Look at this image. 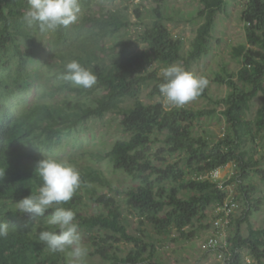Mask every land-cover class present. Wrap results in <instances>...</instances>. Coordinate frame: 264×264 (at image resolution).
Returning <instances> with one entry per match:
<instances>
[{
    "label": "trees",
    "instance_id": "1",
    "mask_svg": "<svg viewBox=\"0 0 264 264\" xmlns=\"http://www.w3.org/2000/svg\"><path fill=\"white\" fill-rule=\"evenodd\" d=\"M156 1L154 22L137 29L136 40L141 48L136 51L132 40L119 41L113 47L105 43L106 38L130 25L127 11L103 6L96 10L94 0H79L78 23L41 31L23 20L28 0H0V170H5L0 178V223L9 226L8 236L0 238V264H70L67 252L52 253L38 240L41 230L59 231L47 224L53 210L36 221L16 207L42 184L35 170L44 157L67 161L79 170L81 185L62 206L76 213L80 229L92 238L91 255L100 256V264H164L154 258L156 244L144 239L145 229L141 228L139 235L127 229L124 206L142 226L149 223L160 235L174 231L179 240L194 239L198 237L194 221L204 219L210 207L216 210L230 194L206 175L232 163L233 174L224 185L241 182L239 190L248 209L240 219H235L236 213L230 216L229 234L223 238L222 251L227 255L223 264H264V227L249 221L251 213L260 210L261 201L252 195L255 187L244 183L252 177L264 183V104L254 118L247 117L253 98L259 93L264 96V0H246L244 5L241 20L245 41L232 46V54L241 58V66L230 73L222 65L214 78L229 89L216 101L222 108L195 111L185 105L170 107L162 100L146 103L141 93L150 88L151 98L162 97V68L179 64L189 71L211 51L216 16L227 0H197L203 20L186 55L182 52L184 39L173 34L164 22L160 10L164 0ZM135 14L141 18L138 8ZM47 32L53 39L46 48V72L49 79L58 82L55 92L68 94L60 102H37L17 112L12 99L32 86L31 44L37 35ZM24 42L29 43L26 54ZM109 56L111 60L107 61ZM71 60L95 73L97 83L92 88L76 87L61 78L64 65ZM74 91L87 97L75 101L70 96ZM207 96L205 89L197 98ZM126 100L132 104L125 106ZM217 111L224 117L226 129L213 140L198 132L195 121ZM110 113L121 115L120 123L130 136L116 140L105 154H99L98 160L107 159L114 171L137 182L125 189L124 205L116 195L121 191L103 168L81 166L74 158L56 155L66 135ZM155 142L161 143L156 160L152 158ZM177 153L181 158L175 160L172 157ZM89 201L96 205L95 211H85ZM219 216L217 213L216 218ZM245 222L246 232L241 228ZM120 243L132 244L133 248L121 256Z\"/></svg>",
    "mask_w": 264,
    "mask_h": 264
},
{
    "label": "rangeland",
    "instance_id": "2",
    "mask_svg": "<svg viewBox=\"0 0 264 264\" xmlns=\"http://www.w3.org/2000/svg\"><path fill=\"white\" fill-rule=\"evenodd\" d=\"M246 0H227L223 6V10L219 11L216 16L215 26L212 32V48L211 51L204 55L201 59L196 61L191 68L190 72L197 75H204L209 80V85L206 88L208 96L206 98H197L187 103L185 106L192 110L212 108L217 106L222 108V104L217 105L216 101L224 98L229 89L225 84H220L214 80L217 72L222 69V65L228 68L230 73L236 72L241 66V58L235 57L232 54V46L238 45L245 41V29L241 20V14ZM156 0H94V8L98 10L100 6L108 9H121L123 12L130 15V25L123 29L120 33L113 37L106 38L105 43L107 46L113 47L117 42H124L132 40V48L139 50L141 44L136 40L137 29L139 26L144 27L151 25L156 16L154 8L157 6ZM127 8V9H126ZM139 9L141 18L135 14V9ZM200 4L197 0H164L161 2L160 10L164 17L165 24L169 29L178 37L184 39L183 54L186 55L187 51L192 45L195 35V30L202 22V17L199 16L198 11ZM53 35L49 32L41 33L35 37L32 42L34 53L30 58V68L33 73L32 86L29 90L21 91L16 94L12 99L13 105L17 112L35 105L37 102H60L67 94L66 91H57L56 85L58 82L52 77L49 79V74L46 72V48L51 43ZM27 42H24V53L28 49ZM110 61V56L106 58ZM54 85V86H53ZM248 87V86H247ZM150 88H145L141 93V99L146 103L162 100V97L151 98L149 95ZM70 95V94H69ZM87 95V94H86ZM71 98L75 101L85 99V97L71 92ZM98 96V93H94ZM88 99V98H87ZM86 99V100H87ZM93 102L92 100H87ZM132 104L131 100H126L124 105L129 106ZM264 104V96L259 93L253 98L250 110L247 117L254 118L257 110ZM121 115L110 113L101 120H91L88 124L81 126L78 131L73 132L71 135H66L63 143L56 152V155L61 158H74L76 163L81 166L96 165L103 168L111 179L113 186L123 194H118V199L123 203L124 191L127 187L136 184L137 182L130 179L126 174L121 171H114L111 163L102 158L98 160L99 154H105L114 142L118 139L129 138L120 123ZM198 132L205 133L213 140L219 138L226 129V121L220 112H215L213 115L199 118L195 121ZM159 134V137H162ZM161 143L155 142L152 149V158L156 160L158 157L155 153L160 149ZM161 156V155H160ZM167 158H170L166 155ZM173 159L181 158L180 153L173 155ZM164 163V162H159ZM233 171L232 163L226 165L220 174L224 172ZM224 179L227 181L228 176ZM250 181V183H248ZM241 182L234 181L226 186L225 190L237 196L240 204L239 210L235 214V219L243 217L248 205L242 197L239 190ZM245 184H252L254 188L253 197L261 201L260 210L254 211L249 216V221L256 227H264V183L259 177H252L244 182ZM85 211L96 210V205L89 201V206L84 207ZM217 212L213 207H210L206 213V217L202 220L194 221V228L198 230V237L190 240L177 239L176 233L173 231L170 235H160L155 232L154 227L146 223L141 225L139 218L135 215L129 214V210L124 206V216L126 217L127 229L135 235H139L140 229L146 230L145 240L152 241L156 244L155 257L157 260L164 264H223V260L217 257L206 245L207 237L212 231L213 222L216 219ZM203 225V226H201ZM205 227V228H204ZM241 228L246 232L247 222L242 223ZM82 234L83 244L89 249V254L85 261L93 262L96 264L102 263V259L98 255H91L93 247L91 245L92 238L86 230L80 229ZM229 232H227V235ZM224 237V239H227ZM118 253L125 256L131 248L132 244L119 245ZM70 262V257L67 254Z\"/></svg>",
    "mask_w": 264,
    "mask_h": 264
},
{
    "label": "clouds",
    "instance_id": "3",
    "mask_svg": "<svg viewBox=\"0 0 264 264\" xmlns=\"http://www.w3.org/2000/svg\"><path fill=\"white\" fill-rule=\"evenodd\" d=\"M28 9L23 20L29 26H38L41 31H55L59 27L76 24L81 18L79 0H28ZM165 81L159 86L164 104L180 108L201 95L208 87L209 80L186 70L182 65L172 64L161 69ZM61 78L76 87L92 88L97 83L95 73L77 60L64 65ZM35 172L42 184L35 194L16 203L18 212L27 214L31 220L38 221L52 209L47 224L59 231L41 230L38 240L52 253L67 252L70 264H85L89 249L83 244L76 213L62 205L69 202L81 185L79 170L71 163L44 157L39 160ZM5 170H0L3 178ZM9 234L7 223H0V238Z\"/></svg>",
    "mask_w": 264,
    "mask_h": 264
},
{
    "label": "built area",
    "instance_id": "4",
    "mask_svg": "<svg viewBox=\"0 0 264 264\" xmlns=\"http://www.w3.org/2000/svg\"><path fill=\"white\" fill-rule=\"evenodd\" d=\"M224 168V167H223ZM223 168H218L211 173L207 174L206 176L211 178L213 181L218 182L219 187L222 189L226 188L224 185L225 176H232L233 171L225 172L224 174H220V171ZM235 195L229 194V196L225 199V201L217 206L216 212L220 213L221 216L217 217L213 222L212 231L210 235L207 237L206 245L212 252L216 251V255L220 260H226V254L222 251L224 246L223 238L227 235V228L230 221V216L236 213L239 208L240 204L235 199Z\"/></svg>",
    "mask_w": 264,
    "mask_h": 264
},
{
    "label": "crops",
    "instance_id": "5",
    "mask_svg": "<svg viewBox=\"0 0 264 264\" xmlns=\"http://www.w3.org/2000/svg\"><path fill=\"white\" fill-rule=\"evenodd\" d=\"M225 173V172H224Z\"/></svg>",
    "mask_w": 264,
    "mask_h": 264
}]
</instances>
